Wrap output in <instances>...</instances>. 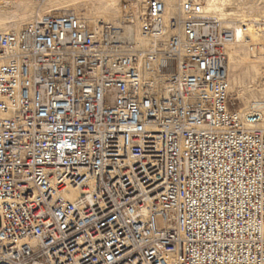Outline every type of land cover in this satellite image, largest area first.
Returning <instances> with one entry per match:
<instances>
[{
  "label": "built area",
  "instance_id": "2783aa9c",
  "mask_svg": "<svg viewBox=\"0 0 264 264\" xmlns=\"http://www.w3.org/2000/svg\"><path fill=\"white\" fill-rule=\"evenodd\" d=\"M129 1L145 45L70 11L0 34V264H264V129L227 90L231 29L202 0Z\"/></svg>",
  "mask_w": 264,
  "mask_h": 264
},
{
  "label": "bare ground",
  "instance_id": "6f19581e",
  "mask_svg": "<svg viewBox=\"0 0 264 264\" xmlns=\"http://www.w3.org/2000/svg\"><path fill=\"white\" fill-rule=\"evenodd\" d=\"M103 1L107 2L105 8L110 7L116 10L114 14L102 13V11H100L99 6ZM181 1L184 0H164L166 7L165 16L167 17L174 15L178 10V5ZM202 1L204 12L216 17L221 21L223 28H228L232 31V40L226 43L224 47L227 73V90L229 93H231L229 81L230 66L233 62L240 60L241 58L246 60L248 59L242 56L241 51H238L242 45H247L246 48L251 52V54H256L259 62L264 63V0H248V10H244V6H242L244 4L243 0ZM240 2L241 6L239 7ZM82 3L85 4V6H87L88 3H91L95 13H91V11L87 10L86 7L83 8L84 13H81L79 8ZM29 5L31 11L30 17L27 20L22 21V17L26 15L25 7L28 6L25 3L20 15L16 14L9 18L11 20V29H7V23L3 24V26L0 24V27L2 26L4 28V30H0V34H5L8 32L18 33L24 26L33 23L37 16H40L44 13H49L52 11H70L94 25L110 23L114 26L121 27L123 30L122 34L125 38L134 42H139L141 45L146 44L139 34V26L135 19L132 20V24H124L121 21L124 13L131 12L135 13V15L137 13L136 8L129 0H45L40 5L37 4L35 0H30ZM248 30L251 31L249 38L246 36ZM257 67H259V65ZM259 68L255 69V73L257 75L261 71ZM240 108L241 113L248 109L258 111V113L261 114L262 120L257 124H254V126L256 128L264 129V100L260 101L258 99H254L246 105L239 106V109ZM2 116H4V113L0 112V117ZM77 194V190L71 189L70 192L65 195V198L73 200Z\"/></svg>",
  "mask_w": 264,
  "mask_h": 264
},
{
  "label": "rangeland",
  "instance_id": "374dc122",
  "mask_svg": "<svg viewBox=\"0 0 264 264\" xmlns=\"http://www.w3.org/2000/svg\"><path fill=\"white\" fill-rule=\"evenodd\" d=\"M243 1L244 4L242 6H244V10H248V0ZM241 2L239 3V7L241 6ZM25 3L28 6L25 7L26 15L22 17V21L27 20L30 17V0H0V24L3 26V24L7 23V29H11V20L9 18L16 14L20 15L22 13V9L25 6ZM106 3V1H103L101 3V5L99 6L100 11H102V13L114 14L116 10L110 7L105 8ZM85 7L87 8V10L91 11V13H95V10L92 8L91 3H88L87 6L82 3L79 8L81 13H84L83 8ZM2 26L0 27V30H4ZM250 33L251 31L248 30L246 34L248 38L250 37ZM246 46L247 45H242V47L238 51H241L242 56L248 59H235L236 61L231 64L229 72L230 92L232 93V95H235L238 98L240 106L246 105L254 99H258L260 101L264 100V63H260L256 54L252 55L251 52L246 48ZM258 65L259 67H262L259 68L257 67ZM256 68H259L261 70L258 75L255 73Z\"/></svg>",
  "mask_w": 264,
  "mask_h": 264
}]
</instances>
